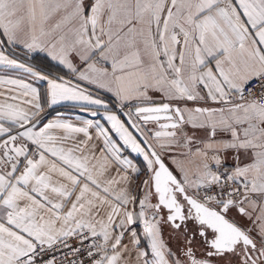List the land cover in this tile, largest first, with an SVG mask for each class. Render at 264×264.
Segmentation results:
<instances>
[{"label": "snow or ice", "instance_id": "obj_1", "mask_svg": "<svg viewBox=\"0 0 264 264\" xmlns=\"http://www.w3.org/2000/svg\"><path fill=\"white\" fill-rule=\"evenodd\" d=\"M0 67V264H264V0H0Z\"/></svg>", "mask_w": 264, "mask_h": 264}, {"label": "crops", "instance_id": "obj_2", "mask_svg": "<svg viewBox=\"0 0 264 264\" xmlns=\"http://www.w3.org/2000/svg\"><path fill=\"white\" fill-rule=\"evenodd\" d=\"M26 57L28 58V61L22 57L20 58L21 60L33 66L34 68H39L45 72L51 71L53 74H62L59 72V66L55 65L54 62L45 60V54L43 53H33L29 54ZM29 60H33L37 64L34 65L33 63H30ZM0 75H9L11 77H16L17 75H22V72L15 69H3L2 67H0ZM89 107L95 108L96 106ZM48 111L51 113L49 119L54 118L56 116H63L72 120L94 119L91 116L90 111L85 110L81 107V105L75 104L73 102H61L60 104L53 105L51 109H48Z\"/></svg>", "mask_w": 264, "mask_h": 264}, {"label": "trees", "instance_id": "obj_3", "mask_svg": "<svg viewBox=\"0 0 264 264\" xmlns=\"http://www.w3.org/2000/svg\"><path fill=\"white\" fill-rule=\"evenodd\" d=\"M20 57H22V58H24V59H26V60L28 61V58H27L26 56L21 55ZM29 61H30V63H33L34 65L37 64V63L34 62L33 60H29Z\"/></svg>", "mask_w": 264, "mask_h": 264}]
</instances>
